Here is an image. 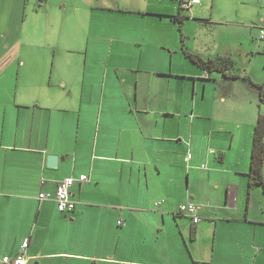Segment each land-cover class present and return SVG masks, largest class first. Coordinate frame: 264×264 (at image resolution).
<instances>
[{
    "label": "crops",
    "instance_id": "obj_1",
    "mask_svg": "<svg viewBox=\"0 0 264 264\" xmlns=\"http://www.w3.org/2000/svg\"><path fill=\"white\" fill-rule=\"evenodd\" d=\"M191 1L55 0L29 43L50 49L6 54L16 73L0 82V264L25 240L27 264H264V189H248L264 105L248 81L184 54L231 58L233 74L264 83V0L220 2L256 8L226 20L208 16L215 0ZM195 20L227 38L200 48ZM75 29L78 48H52ZM67 178L75 208L60 213ZM188 202L198 224L179 212Z\"/></svg>",
    "mask_w": 264,
    "mask_h": 264
},
{
    "label": "rangeland",
    "instance_id": "obj_2",
    "mask_svg": "<svg viewBox=\"0 0 264 264\" xmlns=\"http://www.w3.org/2000/svg\"><path fill=\"white\" fill-rule=\"evenodd\" d=\"M40 0H0V82L10 80L11 74L16 73L14 70H8L6 63L3 61L9 58L8 54L11 50L10 49H28L31 47H42L46 49H50V45L48 41H44V43L40 44H29L32 39L40 40L42 35L39 34L41 32V28L43 22L52 15V12L48 9V5L52 4L55 0H44V6H39ZM70 2H76V0H69ZM210 0H202L204 4L207 6V3ZM226 0H215V3L208 6V16L211 15L213 17L218 18L219 20H226L230 12L233 16L236 10L240 9H250L253 13H255L256 8L251 5L242 6L237 3H231L230 5L222 4ZM2 3V5H1ZM249 7V8H247ZM195 8V7H194ZM246 12V11H245ZM247 14V13H246ZM240 18V15L237 16ZM196 19V18H195ZM190 22L191 25L194 27L193 32H198L196 38L198 39V43L200 48H206L208 42L211 40L212 37H215L218 34H221V38L225 40L227 38L224 31L228 29L226 27H222L219 25L213 24H203L196 22ZM39 32V33H38ZM71 35H68V34ZM67 33L65 36L67 38H63L64 41L60 39V44H54L52 48L56 47H66V48H78L76 45L72 44V40H76L77 31L76 29L72 32ZM230 37V36H228ZM32 38V39H31ZM66 42V43H65ZM33 49V48H31ZM96 56V55H94ZM89 59H95L91 55ZM51 62L43 61L38 67L39 69L46 71L44 74V82H47L50 78V64ZM30 70L28 72V78H34L36 75V69ZM264 207V203L262 205ZM191 246L192 243H189Z\"/></svg>",
    "mask_w": 264,
    "mask_h": 264
},
{
    "label": "trees",
    "instance_id": "obj_3",
    "mask_svg": "<svg viewBox=\"0 0 264 264\" xmlns=\"http://www.w3.org/2000/svg\"><path fill=\"white\" fill-rule=\"evenodd\" d=\"M188 60L203 72L221 73L228 80H244L254 86L259 93V103L264 105V83H253L248 76L234 73L235 62L231 58L219 57L215 60H203L199 56L184 51ZM233 72V73H232ZM237 73V72H235ZM264 114H259L253 130L250 169L248 174V189L260 186L264 189ZM179 215V214H178ZM195 264H199L195 262Z\"/></svg>",
    "mask_w": 264,
    "mask_h": 264
},
{
    "label": "built area",
    "instance_id": "obj_4",
    "mask_svg": "<svg viewBox=\"0 0 264 264\" xmlns=\"http://www.w3.org/2000/svg\"><path fill=\"white\" fill-rule=\"evenodd\" d=\"M198 3L197 0H192L191 2H188L184 5L185 8H189L190 6ZM260 38H264V22L258 26ZM190 159V156L187 157ZM81 182L87 180L85 176H81L79 178ZM74 185V180L67 178L63 181H61L57 189L55 191L53 199L55 200L57 209L60 213H70L75 208V202L71 199V193L70 190ZM40 199H49L51 196L49 194L41 193L39 195ZM200 209V206L191 202L185 203L183 205L179 206V212L183 215L188 216L191 218V221L193 224H198L200 222V216L198 214V211ZM28 241L25 240L20 248L19 255L14 258L5 257L2 259L3 264H27V260L25 258V251L27 249Z\"/></svg>",
    "mask_w": 264,
    "mask_h": 264
},
{
    "label": "water",
    "instance_id": "obj_5",
    "mask_svg": "<svg viewBox=\"0 0 264 264\" xmlns=\"http://www.w3.org/2000/svg\"><path fill=\"white\" fill-rule=\"evenodd\" d=\"M58 161V158L56 156H48L47 162L50 164V167L54 168L56 166V163Z\"/></svg>",
    "mask_w": 264,
    "mask_h": 264
}]
</instances>
